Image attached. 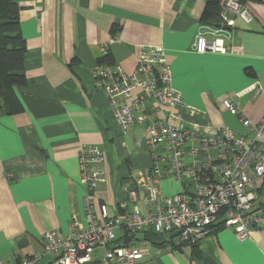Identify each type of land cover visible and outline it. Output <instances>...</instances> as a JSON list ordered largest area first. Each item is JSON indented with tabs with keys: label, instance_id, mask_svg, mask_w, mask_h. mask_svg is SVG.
<instances>
[{
	"label": "crops",
	"instance_id": "crops-1",
	"mask_svg": "<svg viewBox=\"0 0 264 264\" xmlns=\"http://www.w3.org/2000/svg\"><path fill=\"white\" fill-rule=\"evenodd\" d=\"M17 2L26 43V82L16 88L22 110L0 115L2 264H21L24 258L41 255L43 234L54 230L67 235L73 218L87 226L77 156L82 143L95 145L104 154L94 167L104 174L93 199L105 204L109 216L134 205L144 213L141 181L153 156L146 132L137 123L122 131L107 96L94 86L95 64H120L131 73L141 50L161 46L172 86L196 111L178 110L197 131L245 132L240 117L222 105L228 95L239 97L240 115L252 123L264 114V94H254L256 84L264 88V0H242L251 20L235 18L232 38L223 39L230 48L224 53L192 49L200 25L213 19L208 0ZM137 94L139 89L133 90L132 97ZM145 105L152 109L153 100L148 98ZM141 115L135 112L136 117ZM262 184L264 178L260 188ZM184 186L172 174L158 182L169 197ZM94 212L99 214L97 208ZM218 226H211L201 240L180 243L166 234L139 233L138 242L143 241L149 253L136 264H264V227L239 239L232 229ZM48 260L45 255L41 263Z\"/></svg>",
	"mask_w": 264,
	"mask_h": 264
},
{
	"label": "built area",
	"instance_id": "built-area-1",
	"mask_svg": "<svg viewBox=\"0 0 264 264\" xmlns=\"http://www.w3.org/2000/svg\"><path fill=\"white\" fill-rule=\"evenodd\" d=\"M217 1L219 23L200 25L194 36L192 49L198 53L226 52L230 48L224 46L223 39L232 38L235 18L251 20L241 0ZM91 73L95 88L107 96L122 131L137 123L146 132L145 141L153 156L141 181L144 213L134 205L132 210L109 216L105 204L93 199L104 174L94 167L104 160V154L99 147L82 143L77 156L80 183L86 191L87 226L73 218L67 235L46 231L42 254L24 258L21 264H136L149 253L144 242H138L142 232L170 235L180 243L203 239L213 225L232 229L239 239L253 228L264 227V204L258 198L264 178V114L258 123H252L240 115L239 97L228 95L222 105L240 117L245 132L229 128L213 134L197 131L178 110L196 111L172 86L161 46L141 50L131 73L120 64H95ZM135 89L139 94L133 98ZM254 94H264L261 84H256ZM148 98L154 103L150 110L145 105ZM137 110L142 112L139 117L135 116ZM167 174L186 185L181 193L169 197L160 191L158 182ZM126 190L132 199L133 193ZM45 255L49 260L41 263Z\"/></svg>",
	"mask_w": 264,
	"mask_h": 264
},
{
	"label": "trees",
	"instance_id": "trees-1",
	"mask_svg": "<svg viewBox=\"0 0 264 264\" xmlns=\"http://www.w3.org/2000/svg\"><path fill=\"white\" fill-rule=\"evenodd\" d=\"M207 5L209 16L213 19L209 22L204 21L203 24H218V1L208 0ZM19 19L20 5L17 0H0V115L14 114L22 110L16 88L26 82L24 74L26 43L20 32ZM101 60L109 61L107 58Z\"/></svg>",
	"mask_w": 264,
	"mask_h": 264
},
{
	"label": "rangeland",
	"instance_id": "rangeland-1",
	"mask_svg": "<svg viewBox=\"0 0 264 264\" xmlns=\"http://www.w3.org/2000/svg\"><path fill=\"white\" fill-rule=\"evenodd\" d=\"M263 185V187H261V190H260V192H259V196L258 197H262V195H264V184H262ZM263 199H261L262 201V203L264 204V197H262Z\"/></svg>",
	"mask_w": 264,
	"mask_h": 264
}]
</instances>
